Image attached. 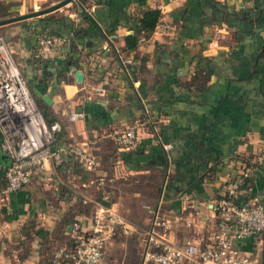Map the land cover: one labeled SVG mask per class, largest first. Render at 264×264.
Returning <instances> with one entry per match:
<instances>
[{
  "label": "crops",
  "instance_id": "crops-1",
  "mask_svg": "<svg viewBox=\"0 0 264 264\" xmlns=\"http://www.w3.org/2000/svg\"><path fill=\"white\" fill-rule=\"evenodd\" d=\"M5 1L17 3L12 17L60 0ZM164 1L73 0L43 14L59 19L47 27L37 17L0 27L29 91L34 87L50 99L46 105L39 98L59 124L55 144L64 150L60 165L47 160L9 193L2 191L9 160L0 151V264H48L56 248L87 230L101 190L111 193L108 205L130 232L109 241L98 264H142L146 206L181 218L169 240L207 244L214 219L204 220L195 209L214 214L218 189L238 166L234 151L255 159L237 201L256 198L264 206V0H175L162 13L174 29L140 36L127 50L124 38L133 34L136 19ZM79 5L91 21L75 11ZM70 25L86 29L72 52L64 48ZM41 27L62 40L46 60L30 56ZM123 58L134 78L124 71ZM197 68L208 73L200 91L187 85ZM76 70L81 82L74 79ZM72 112L81 117L69 120ZM144 112L160 142L144 126L133 147H117L113 134ZM71 143L95 155L93 171L66 155ZM95 177L103 184H92ZM263 238L237 239L235 245L254 254L251 264H260Z\"/></svg>",
  "mask_w": 264,
  "mask_h": 264
},
{
  "label": "built area",
  "instance_id": "built-area-1",
  "mask_svg": "<svg viewBox=\"0 0 264 264\" xmlns=\"http://www.w3.org/2000/svg\"><path fill=\"white\" fill-rule=\"evenodd\" d=\"M175 0L158 3L156 9L160 17L154 25L153 32H165L174 29V25L162 18L167 5ZM32 58L48 59L62 41L50 35L44 29L35 32ZM143 40L140 38L138 42ZM128 63V58L122 59ZM95 91L103 92L96 87ZM145 121H135L113 134L115 145L122 149L133 147L138 140L139 128L145 123H152L148 112ZM81 113L72 112L68 118L74 121ZM58 128L57 122L46 126L42 115L34 103L17 64L12 58L11 44L0 34V151L9 162L3 171V193L21 189L28 181L30 174L43 168L51 159L55 164L62 161V149L50 150L52 132ZM153 137L160 142L158 128H153ZM168 149V145H163ZM55 147V146H54ZM83 170L91 172L96 166V157L87 146L71 143L65 148ZM237 168L232 170L227 180L218 189V198L214 201V214L203 213L195 209L204 220L214 219L209 242L198 245L186 240L177 243L166 235L174 231L181 218L166 216L155 207L146 206L150 216L147 232V246L142 255V264H251L257 259L252 252L243 251L235 245L237 239H260L264 235V206L256 198L238 202L241 188L251 176L253 159H241L234 151ZM104 180L95 177L92 184L100 186ZM111 193L101 190V203L94 208L86 231L76 234L70 244L56 248L48 264H98L105 252L106 244L117 234L128 233L121 217L109 203Z\"/></svg>",
  "mask_w": 264,
  "mask_h": 264
},
{
  "label": "trees",
  "instance_id": "trees-1",
  "mask_svg": "<svg viewBox=\"0 0 264 264\" xmlns=\"http://www.w3.org/2000/svg\"><path fill=\"white\" fill-rule=\"evenodd\" d=\"M8 10L9 9H7V7L4 8L0 4V19H3L4 16H7L9 14V11ZM75 11L80 14V11H83V7L81 5H79V6L76 7ZM231 15L232 16L235 15L234 18L236 20L246 21V18L245 17L242 18V19H240L241 16H243V15H241V12L239 14L232 12ZM79 16L81 17V15H79ZM159 17H160V12L156 8H149V9L145 10L141 14V16L136 19V21H135V27L136 28H135L133 34L127 35L124 38L125 39V44H126V49L127 50L134 49L135 48V45L138 42L140 36L145 37L148 34H150L153 31L154 25L157 22V20L159 19ZM84 19L89 22V20L91 18L89 16H86ZM36 20H37V22L44 23V25L47 27V25H46L47 23H51L52 21H57L59 19L58 18H54L51 15H43V16H38ZM41 29H44V28L41 27ZM85 30L86 29H83V28H81L78 25L77 26H73V25L68 26L66 32H69V35L64 38V40L67 43V45H65L64 48H68L67 49L68 52L69 51L70 52L74 51V39H77V37H79V35L82 32H84ZM46 31L50 35H53L55 37H61V36H58V35H54L55 33H53L50 30H47L46 29ZM106 33L107 34H110V31L109 30H106ZM121 65H122L124 71H126L128 73V75L130 74L134 78L135 69L132 68V65L130 64V62L129 63H126V62L123 63V61L121 60ZM207 78H208V73L206 71H204L203 69H201V68H197V70H195L194 73L192 74V76H191L190 80L188 81L187 85L190 86V87H192L194 90L200 91V90L203 89V87H205ZM32 98L34 100L35 105L37 106V108L39 109V111H40V113L42 115V118L44 120L45 125L46 126H49L50 123L56 122V119L54 118V116L51 115V113H49L47 111V109L44 107L42 101L38 97H36L34 95H32ZM145 120H146V115L145 114H142L141 117L138 118V121H145ZM144 126L147 127L146 128L147 131L153 133V128L155 127V125L153 123H148L147 122V123H145ZM58 130H59V124H58V128L51 133L52 134V137H53L52 144L55 146V148H57V145L55 144V142H56V134L55 133ZM158 137L160 138L161 135L158 134ZM65 153H66V155H69L70 157L72 156L68 152H65ZM62 155H63V151H62ZM239 157L241 159L246 160V165H249L248 160H247V159L250 158L249 156H245L244 157V156H240L239 155ZM251 158L255 162L254 157H251ZM61 163H62V161L58 165H60ZM105 204L108 205V203H105ZM68 244H70V243H68Z\"/></svg>",
  "mask_w": 264,
  "mask_h": 264
},
{
  "label": "water",
  "instance_id": "water-1",
  "mask_svg": "<svg viewBox=\"0 0 264 264\" xmlns=\"http://www.w3.org/2000/svg\"><path fill=\"white\" fill-rule=\"evenodd\" d=\"M71 1H73V0H60V1L54 3L53 5L48 6L46 8L35 10V11L29 12L26 14H22V15H16V16L0 19V26L14 22V21H19L22 19L34 18V17L41 16L43 14L49 13L53 10H56V9L64 6L65 4H67ZM80 15L83 18L86 17L83 11H80ZM74 79L76 82H81L82 73L78 70L74 71ZM30 91L34 96L40 98L46 105L50 104V99L46 95H44L40 91H38L36 88L32 87L30 89ZM77 111L80 112V108H78ZM54 148H55L54 146H51L50 150H54ZM260 264H264V238L262 239V242H261Z\"/></svg>",
  "mask_w": 264,
  "mask_h": 264
},
{
  "label": "rangeland",
  "instance_id": "rangeland-1",
  "mask_svg": "<svg viewBox=\"0 0 264 264\" xmlns=\"http://www.w3.org/2000/svg\"><path fill=\"white\" fill-rule=\"evenodd\" d=\"M0 4L5 8V7H7V9H9V10H12V8H14L16 5H17V3L16 2H13V1H8V2H6L5 0H0ZM8 10V11H9ZM30 10V9H29ZM28 11V10H27ZM26 11V12H27ZM19 12V11H18ZM16 14V12H9V14L7 15V16H4L3 18H5V17H9V16H11V15H15ZM0 27H3V26H0ZM0 29H2V28H0ZM0 34L2 35V32H0ZM13 58V57H12ZM29 89V88H28ZM31 93V92H30ZM57 245H59V244H57ZM61 247V246H60Z\"/></svg>",
  "mask_w": 264,
  "mask_h": 264
},
{
  "label": "bare ground",
  "instance_id": "bare-ground-1",
  "mask_svg": "<svg viewBox=\"0 0 264 264\" xmlns=\"http://www.w3.org/2000/svg\"><path fill=\"white\" fill-rule=\"evenodd\" d=\"M111 240H113V238H112ZM111 240H110V241H111ZM107 244H108V243H107ZM107 244H106V246H107Z\"/></svg>",
  "mask_w": 264,
  "mask_h": 264
}]
</instances>
